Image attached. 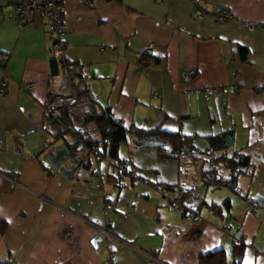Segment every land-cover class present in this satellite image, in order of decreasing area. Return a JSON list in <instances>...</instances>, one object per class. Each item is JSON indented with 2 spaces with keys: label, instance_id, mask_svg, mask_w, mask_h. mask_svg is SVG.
<instances>
[{
  "label": "crops",
  "instance_id": "crops-1",
  "mask_svg": "<svg viewBox=\"0 0 264 264\" xmlns=\"http://www.w3.org/2000/svg\"><path fill=\"white\" fill-rule=\"evenodd\" d=\"M195 1L64 0L66 63L94 75L92 111L109 110L130 131L116 161L136 179H117L113 159L83 156L74 136L44 116L53 59L46 21L32 13L19 25L20 0H0V264H200L218 251L227 264H264L256 252H264V203L254 202H264V0H199L201 18L192 15ZM207 86L220 95L188 92ZM158 132L192 137L201 152L247 157L237 193L195 180L183 207L168 208L179 168L159 160L171 149ZM63 147L87 160L70 178L47 168ZM219 176L227 181L228 170Z\"/></svg>",
  "mask_w": 264,
  "mask_h": 264
},
{
  "label": "built area",
  "instance_id": "built-area-1",
  "mask_svg": "<svg viewBox=\"0 0 264 264\" xmlns=\"http://www.w3.org/2000/svg\"><path fill=\"white\" fill-rule=\"evenodd\" d=\"M199 0L195 1L196 9L193 11V16L201 18L203 11L198 6ZM64 0H20L18 4L14 6V17L16 22L21 25L22 22L29 16V14H36L40 18L46 21L49 32L48 40L51 44L52 58L59 64L60 70L58 74L52 76L50 89L51 91L46 96L42 109L44 116L50 120L59 123L60 112L65 110L66 114L71 122L72 130L62 126V128L71 133L75 140L80 144V152L83 156H94L97 159H102L100 153L96 149H91L87 144L83 143L74 133L94 138L98 134V129L94 122H87L86 119L92 114L91 107V86L95 80L91 71L83 66L76 70H73L72 66L65 61L64 52L66 45L63 41L64 25L62 21ZM228 14L226 12L221 13L218 17V21H223ZM154 50L152 44L144 45L142 52L144 54H151ZM7 57H4L1 61V65H4ZM188 76H193L194 71L189 70ZM5 76V74H4ZM33 87V83H27L20 86V90H30ZM65 88L71 89L72 94H66ZM234 87L228 86L225 88L227 91H232ZM190 94L199 93L205 99L217 98L221 89L218 87H204L189 89ZM7 93V83L4 79L0 83V97H4ZM154 97L158 96L155 91ZM108 144L109 141L106 140ZM219 156H226L224 153H217L214 151H207L206 153L200 152L198 149H183L181 151L170 154L168 150H161L159 152V160H165L167 158L174 159L179 168L177 189L174 196H165L166 206L172 209H180L183 207L182 196L184 191L190 190L193 187V181H201L203 171L217 170L219 174L223 173L224 168H220L216 162ZM193 158V160H192ZM195 158V159H194ZM112 173L118 179L120 176H128L129 178L136 179V171L128 170L119 161L114 160L111 162ZM48 170H55L50 165H47ZM57 171V170H55ZM166 188H162L161 192H165ZM195 202L190 203L187 208L189 218H196ZM210 212H212L210 210ZM231 218H229L225 226L229 224ZM223 232H227V229H223ZM261 257L264 258V252L256 251ZM110 261H112L113 254H110ZM4 264H15L13 259L7 260Z\"/></svg>",
  "mask_w": 264,
  "mask_h": 264
},
{
  "label": "trees",
  "instance_id": "trees-1",
  "mask_svg": "<svg viewBox=\"0 0 264 264\" xmlns=\"http://www.w3.org/2000/svg\"><path fill=\"white\" fill-rule=\"evenodd\" d=\"M142 62H144V60H142ZM157 62L158 60H154V63H157ZM146 64H145V67H148L149 65H146ZM50 70H51L52 76L58 74L60 70L59 64L54 59L50 61ZM86 121L87 122L91 121L95 123L98 129L97 136L94 138H91V137L80 135L78 133H74V134L83 143L87 144L89 148L98 150L101 157L107 156L110 159L118 160L119 148L122 144L126 143L128 134L130 133V131L124 127L121 121H118L117 119H115L109 110H103V111L93 110L92 114L86 119ZM51 122L59 127V132H62V133L66 132L62 128V126L72 130L71 122L65 110L60 112L59 123L53 120H51ZM135 134L137 135L136 145H140L144 132L136 131ZM157 135L169 144L170 149H171L170 154L181 151L183 149H196L193 147L192 137H188V136L181 135V134H169V133H162V132H158ZM106 140L109 141L108 144L106 143ZM78 144L79 142L76 141L75 145H78ZM209 150L202 152V154L206 153ZM211 151H214V150H211ZM216 162L220 168L222 167L224 168V170H228L229 179L227 181H223L222 178L219 176V173L217 170H209V171H203L202 173L203 182L208 185H215L217 188L222 187V186L229 187L230 189H232L234 192L237 193V190L235 189L236 177L239 172L244 171V169L250 166L248 158L244 157L241 154L235 153L230 157L219 156ZM222 206L226 210L230 209L231 207L230 200L228 199L225 200L222 203ZM220 209L221 207L216 208L214 205H212V208L210 210L212 211V213L214 211L219 213ZM1 228L2 227L0 226V229ZM1 230H3V228ZM241 248H242L241 246H235L234 250L235 252L240 254ZM226 257L227 256L224 251H218V252L209 254L207 257L202 259L200 264H227Z\"/></svg>",
  "mask_w": 264,
  "mask_h": 264
},
{
  "label": "water",
  "instance_id": "water-1",
  "mask_svg": "<svg viewBox=\"0 0 264 264\" xmlns=\"http://www.w3.org/2000/svg\"><path fill=\"white\" fill-rule=\"evenodd\" d=\"M75 155V152H69L66 147H63L52 150L46 160L53 169L57 170L64 177L70 178L78 166L87 164V160H83L79 155ZM254 202L257 204L264 203L260 199L254 200Z\"/></svg>",
  "mask_w": 264,
  "mask_h": 264
}]
</instances>
